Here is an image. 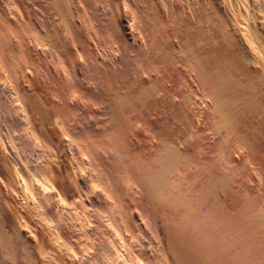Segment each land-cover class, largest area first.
<instances>
[{
	"label": "bare ground",
	"instance_id": "bare-ground-1",
	"mask_svg": "<svg viewBox=\"0 0 264 264\" xmlns=\"http://www.w3.org/2000/svg\"><path fill=\"white\" fill-rule=\"evenodd\" d=\"M3 1L7 2V1H11V0H0V17H4L6 22L7 21L10 22L9 23L10 26H11V24L12 25H17V23L20 22L21 20L18 21L17 18H16V16L12 14L14 11L13 12H10V11L9 12H7V11L4 12L2 10V6L1 5H2V2ZM53 1L51 0L50 2H53ZM61 1H65V0H61ZM111 1H115V0H111ZM111 1L107 0L106 3L107 2L108 3L110 2V3L109 4H106V5L111 6L110 5V4H112ZM144 1H146L149 4L148 7L150 8V10L152 12V14H148L149 15V18H150V15H153V16H151V19H152V17L155 18L154 21L157 19V22H158L159 26L162 27L165 30V32H168V34H169V37L168 38H170V35H171V38H172V36H174L175 39L178 40V42L179 41L181 42L184 50L189 54V55H187L185 51H184L185 53H183V54H186V55H184L185 57L188 56L187 58L190 59V62H188L189 68L188 69L185 68V65H184L185 72H187L186 73L187 75L184 76V75H182L180 73V74H177V76H179V75H182L184 77H187L188 76V78L192 81L191 82L192 84L194 82L196 83V86L199 87L198 88L199 92L203 95L202 99H203L204 102H203V105L202 106L204 108H206V109H204V111L206 110V113H209V117H208L207 114L205 115V116H207L206 119H208V122L210 124H211L210 121H213L212 124H214L216 127H218L216 129H219L220 128L222 130H225L226 135H227L225 141L222 142V143L225 144V146H224L225 154L219 156V159H218L219 161L217 160V161L214 162V160L211 159V161L213 160V163H211V161L209 160L210 159L209 158L210 156L208 155L209 154L208 153L209 149L207 150V153H208L207 154V158H208V160L210 161V163L212 165H210L207 160H204L203 161L204 162L203 167L206 166V164H209L211 166V167L210 166H207L205 168V170L207 169V172H208V174L205 175V176H208V180L207 181H209L210 183L209 184H206V186H203L202 185V187L201 186L196 187L197 190H199V192L202 193L200 197H197V198H189L188 199V198H186V194H185V197L184 196L181 197L178 193L179 192L181 193V191H183V190H181V191H179L177 193L176 191H178V188H177L176 191H175V189H173V193L169 192V189L171 187L173 188L174 185H175V182L173 183V178H171V174L174 173V172L176 173V170L179 167V165H178L179 162H176V160L173 162V157H171V154H170L173 151H171L170 149H168V150H165V151H169L170 150L169 151V154H165V155L161 154L160 157H159L158 164H156V165H159V167L157 166L159 168V170H157V172H156V170L154 169L155 170L154 172H156V174H153L151 177L148 176V177H150V182H148V183L150 185H152V186L149 187L150 193L152 194V198L151 199H155L157 203L159 202V205L162 208H166L167 209L168 207H172L173 210L176 208L175 210H178V213L177 214H179V215H180V210L181 209L183 210L185 208L186 209V212H187L186 213L187 214L186 216L187 217L189 216V217L192 218L193 214H191V213H194L193 212L194 210L191 211L192 208L187 209V207H190V205L192 206V204H194V206H193L194 209L196 207L197 210L198 209H200V210L205 209L206 210V209H208V208H206L207 205H208L207 203L210 202V201H212L209 198L210 201H207V203H206L207 198L210 197V196L213 197V195L219 193V198L220 199L222 198V200H220L217 197L216 198L219 199L220 201H222L221 204L219 205L220 207L219 206L218 207L222 210L223 217L221 219L217 218V219H219L218 221L217 220H213V221L219 222L218 223L219 225L216 224L217 222L215 224L218 227H220V225H221L220 228H221L222 231H216V230L214 231V230H211V229H213V227L212 228H209L208 226L205 227V231L202 232L204 235L206 234L208 236L206 238L207 239V245H205V247H207V250L209 249L210 251H212L211 249L213 247H214V249H216L219 244L222 245L224 247L222 249H224L225 252L228 253V255H226V256L229 257V259H228L229 260V264H264V188L261 189V190L258 189V188H261L260 186L262 185V183H261L260 186H258V188L257 187L254 188L255 186L251 187L252 184L251 185L247 184V183L250 182L249 180H248L249 182L248 181L245 182L247 176L248 175L250 176L251 173H252L251 172L249 174V172L252 169L250 171H248V169L251 166V165H248V163H249L248 161L251 158V155L253 156L254 160L256 161V163L259 166H262V168L264 166V0H144ZM91 2H93V1H91ZM117 2H118V0H117ZM142 2L143 1H141L139 3H142ZM139 3H138V5H139ZM27 4H28V1H27ZM83 4L82 5L80 4L81 7H83ZM123 4H125V3H123ZM135 4H134V7H135ZM32 5L30 4V6H32ZM74 6H76V4H74ZM117 6H118V4H117ZM3 7H5V6L3 5ZM32 7H34V6H32ZM111 7H109V8L111 9ZM124 7H126V6H124ZM10 8H12V7H10ZM87 8H89V7H87ZM106 8L108 9V6ZM126 8H125V10H126ZM5 9H6V7H5ZM8 9L9 8H7V10ZM14 9H16V8H14ZM70 9H68V11H66V14H65V11H64V13L61 12L59 14H61V16L63 14H65V16H67V14H68V17H70V16H73L74 17V14L73 13H72L73 15H71V14L69 15L68 12L71 13V11H69ZM86 9L84 8L83 11L86 10ZM129 9H131V7ZM139 9H140V7H139ZM72 10H76V8L75 9L72 8ZM132 10H134V9H132ZM143 10H145V9H143ZM146 10H147V8H146ZM51 11H52V9H51ZM86 11H88V9ZM90 11H92V10H90ZM108 11H110V10H108ZM114 11L115 10H113V12ZM124 11H123V13H124ZM136 11L137 10H135V12ZM89 12H88V14H89ZM130 12L135 13L133 11H129V13ZM137 12H139V10ZM141 12H139V14ZM83 13L84 14L85 13L87 14V12H85V11ZM17 14L19 15V13H17ZM40 14H43V13L40 12ZM91 14L93 15L92 18H94V17L96 18L97 17V16H95L93 14V12ZM91 14H89V15H91ZM56 15H55V17H56ZM127 15H128V13H127ZM138 15H135V16H138ZM113 16L115 17V15H113ZM28 17L31 18V16H27V18ZM68 17H67V19H69ZM76 17H78V16H76ZM120 17L121 16H119V18ZM22 18L25 19V17H22ZM30 18H29V20H30ZM33 18L36 20L35 17H33ZM33 18H31V19L33 20ZM86 18H87V16H86ZM115 18H118V17H115ZM129 18H130V16L128 17V19ZM1 19H3V18H1ZM61 19H62V17H61ZM72 19H75V18H72L71 17V20ZM151 19H149L150 22H151ZM35 20H33V21H35ZM40 20H41V18H40ZM40 20H37V21H39L38 23H40L38 25V27H41L40 25L44 23V22L41 23ZM80 20H78V22ZM119 20L120 19H118V22H119ZM33 21H31V22L28 21V22H30L32 24ZM62 21H64V18L62 19ZM67 21H70V20H67ZM108 21H109V19H108ZM132 21L129 24V26L133 23ZM139 21H141V20H139ZM144 21H145V19H144ZM152 21H153V19H152ZM71 22H69V23H71ZM96 22L99 23L100 20L98 21V19H97V21L95 20V24H96ZM0 23H2V21H0ZM52 23H54L53 20H52ZM79 23H81V22H79ZM123 23H125V22H123ZM135 23H137V21ZM26 24H29V23H26ZM50 24H51V22H50ZM133 24H132V26H133ZM147 24H145V25H147ZM151 24H152V22H151ZM29 25H28V27H31V26L35 25V23L32 24L31 26H29ZM51 25L53 26V24H51ZM123 25L124 24H122V26ZM138 25H139V23H138ZM48 26H49V24H48ZM66 26H68V28H69V25L68 24H66ZM78 26H80L78 28L83 27L82 25H78ZM114 26H116V27L119 28L121 25L120 26H117V21H116V23H115ZM114 26L113 27L111 26V28H114ZM6 27H8V25ZM68 28H65V30H67ZM76 28H77V26H76ZM76 28H74V29H76ZM111 28H110V30H111ZM122 28H123V30H122V32H120L119 35L125 34L127 32L126 29H125V26H123ZM130 28H131V26H130ZM0 29L2 30V28H0ZM10 29L11 28L7 29L6 31H8ZM37 29H39V28H37ZM92 29H93V27H91V30L90 31L91 32H94L95 29L94 30H92ZM140 29L142 30V28H140ZM39 30L41 31L42 30V27ZM39 30H38V32H40ZM87 30H86V33L88 32ZM110 30H109V32H110ZM128 30L131 31L130 29H128ZM136 30H139V28L136 29ZM144 31L146 33V28L144 29ZM147 31H148V29H147ZM72 32H74V31H72ZM72 32H71V35L73 36V33ZM78 32L81 33L80 31H78ZM78 32H76V33H78ZM139 32H137V33H139ZM165 32L163 34H165ZM10 33H11V31H10ZM17 33H18V31H17ZM33 33H36V32L33 31ZM86 33H85V36H86ZM114 33H116V32H114ZM150 33H151V31H150ZM7 34L5 33L6 37H8ZM133 34H135V32H133ZM168 34L166 33V35H168ZM91 35H92V33H91ZM126 35H124V36H126ZM138 35L140 37V34H138ZM138 35L136 37H138ZM141 35H142L141 38H143V35H145V34L143 33ZM131 36H132V34H131ZM23 37H25V36H23ZM45 37H47V35ZM55 37H57V36H55ZM105 37H107V35ZM133 37H135V36L133 35L130 39L132 40ZM14 38H17V37H14ZM85 38L86 37H84V39ZM119 38H121V37H119ZM157 38H158V36L156 37V39ZM40 39H41V37H40ZM40 39H39V41H40ZM69 39L72 40L73 38H71L69 36ZM159 39H163V38H159ZM159 39H157L156 41H158ZM73 40H74V42H77L75 40H78V42H80L78 44L81 45L80 48L82 49L83 52H85V55H87V53L90 52V50L88 48L89 45L86 46V44H85L86 42H88L87 40L85 41V43L83 41L79 40V39H76V38H74ZM170 40L172 41L173 38L170 39ZM25 41H26V39H25ZM121 41L119 43H122ZM165 41H167V40H165ZM11 42H12V40H11ZM45 42H42V43L45 44ZM89 42H90V40H89ZM167 42H169V40ZM40 43H41V41H40ZM46 43H48V42H46ZM90 43H92V41ZM138 43L139 42H137V44ZM2 44L0 42V67H1L0 70L2 71V73L0 75V264H49V260H51V258L55 259V261H52V262H55V264H140L137 261H135L136 259L133 260L134 258H132V259L129 258L130 255L127 254L128 253L126 251L127 248H125L126 243L128 242V234L126 233V231H128L129 227H131L129 218L131 217V219H132V217H133L132 215H130L131 213L130 214H127V212H126L127 209L129 210V206L126 205L128 208L125 206L126 207V209H125V207H123L124 205H121V202L119 203V201H122L124 198L123 199L121 198L122 200H120V199L117 200L116 199V197L114 195L115 192L112 191L115 188L114 189L112 188V190L108 189L110 186L112 187V185L116 186L115 184H117V186H118V183H115L114 182V183H112V185H110L111 183L109 182L110 184L107 183L108 186L106 184V185H104V187H100V183L98 185L94 184V182H97L98 181V179H99L98 177L102 174L103 170H102L101 174L99 176H97L96 173L98 171H96V173H94L95 171L93 172L90 169L92 171L91 172L89 169H87V167H89V165H88L89 162H90L89 164H91V166L94 165V164H92L93 162L91 161V159L89 160V158H90L89 156H90V154L92 152H90V146L88 145L89 141L85 137L86 136L85 135L86 133L84 134L83 131H82V129H81L82 125L81 126H78L77 124L75 125V123H73L74 125L73 124L70 125V122L71 121L68 122V119L67 118H69V117H67L66 115L71 114V113L70 112L68 113V110H67L68 108H66L67 105L65 106L63 102L66 103V101L67 102L70 101V103H71L74 97H72L71 99L66 100L68 98L67 97V98H65L66 101L63 100V102H60V99L61 98L58 96L60 99L57 100V101H55L56 99L54 100V97L56 96V94L53 97V94L51 93V91L53 90L52 88H54L53 87L54 84H53V86L51 85V86L46 87L49 95L46 93V91L44 92V90H43V92L45 94H43L41 92V89L37 88L38 85L35 86L36 88L33 87V85L30 84L31 82L29 81V79L32 80L33 77L30 78V76H29V78H27V76L22 73L23 71L21 72V69L18 67L20 65L19 64L20 59H18L19 61H17V58L19 56L17 57V55L15 54L16 56L13 57L11 55V52H13L14 50L12 48H9L8 45H6V44L5 45H2ZM19 44H22V43L19 42ZM49 44H50V42H49ZM145 44H147V43H145ZM160 44H161V42H160ZM18 45H17V47H18ZM152 45H153V43H152ZM21 46L19 45V47H18L19 49H17V53H21V56L27 55L26 52L27 53L29 52V54L31 52L30 56L32 54L33 55H35V54L38 55L39 53L41 54L42 53V50H43L42 49L40 52H38V50H40V48H36L34 45H32L33 47H28L27 45L26 46H22V47ZM39 46L40 45H37V47H39ZM41 46L44 47V45H41ZM141 46L142 45H140V46L138 45V48H135V51L137 49H140L139 47H141ZM149 46H150V44H149ZM121 47H120V49H121ZM125 47L123 46L124 49H125ZM154 47H156V45H154ZM163 47H164V45H163ZM168 48H170V47H167V51H168ZM173 48H175V45H174ZM20 49H21L22 52L18 51ZM146 49L148 50V48H146ZM149 50H151V47H150ZM162 50H164V49H162ZM130 51L133 52L134 49L133 50H130ZM130 51H128L129 56L132 55V53ZM135 51L133 52L134 53V56H135ZM156 51H157V53H155V54H160V53H158V50H156ZM160 51L161 50H159V52ZM137 52H138V50H137ZM175 52H177V51L175 50ZM74 53H75V51H74ZM117 53H118V51H117ZM130 53H131V55H130ZM163 53H165V50L162 52V54ZM162 54H161V56H162ZM78 55H79V53H78ZM137 55L139 56V54H137ZM144 55L145 54H143V56ZM89 56H91V55H89ZM102 56H100V57H102ZM124 56H126V55H124ZM170 56L172 57L173 55H169L168 57H170ZM42 57L44 59V56L43 55H42ZM98 57H96V58H98ZM122 57H123V55L120 58H122ZM168 57H167L168 60L169 59H172L171 57L170 58H168ZM34 58H36V57H34ZM93 58H94V56H93ZM132 58H133V55H132ZM141 58H142V56L140 57V60L142 61ZM156 58H155V60H156ZM173 58H174V56H173ZM181 58H183V57H181ZM25 59H27V58H25ZM76 59H78V58L75 57V59H73V60L75 61ZM81 59H84L85 60V58H81ZM140 60H138V61H140ZM153 60H154V58H153ZM173 60L175 62V58ZM25 61L26 60H24V62ZM149 61L151 62V59ZM165 61L166 60H164L163 62L165 63ZM170 61H169V63H170ZM33 62H32V64H34L36 61L34 63ZM62 62L64 63L65 61H62ZM90 62H92V61H90ZM163 62H161L160 65L163 64ZM174 62H172V65L175 64ZM82 63H86V62L84 61ZM101 63H103V62H101ZM167 63H168V61H167ZM98 64H100V63H98ZM138 64H139V62H138ZM80 65H81V63H80ZM156 65H157V63H156ZM40 66H41V64H40ZM40 66H39V68H41ZM42 66H44V65H42ZM85 66H86V64H85ZM101 66H102V64H101ZM109 66H111V65H109ZM151 66H153V63H152ZM151 66H150V68H152ZM181 66H183V65H180L179 67H181ZM25 67H26V65H25ZM148 67L149 66H147L146 69ZM66 68H67V66H66ZM73 68H75L74 65H73ZM118 68H120V67H118ZM137 68L139 69V66H137ZM29 69H30L29 71H32L31 73H33L34 70H31L32 68H29ZM42 69H43V67H42ZM77 69L78 68H76V70ZM82 69H81L80 72H82ZM108 69H107V73H108ZM138 69H136V70H138ZM179 69H181V68H179ZM24 70H26V68H24ZM66 70L68 71V69H66ZM73 70H75V69H73ZM115 70H113V71H115ZM183 70H181V71L184 72ZM46 71H48V70H46ZM77 71H76V74H77ZM85 71L83 73H85ZM98 71H101V70L98 69ZM25 73H27V71ZM72 73L74 74V72H72ZM120 73H122V72H120ZM158 73H161V72H158ZM105 75H106V72L103 74V77ZM163 75H165V74H163ZM40 76H41V74H40ZM138 76L136 75V77H138ZM141 76H143V75H141ZM48 77L49 76H47V78ZM73 77H75V76L73 75ZM78 77H79V75H78ZM134 77L135 76H133V78ZM149 77L151 78L150 75H149ZM160 77L161 76L159 75V79H160ZM162 77H164V76H162ZM179 77L181 78V76H179ZM184 77H183V79H186ZM148 78H146V81L147 80H153V78H151V79H148ZM41 79H42V77H41ZM102 79H104V78H102ZM111 79L112 78H110V80ZM143 79L144 78L142 77L140 79V81L141 80L143 81ZM171 79H170V81H173V79L172 80ZM27 80L29 81L28 83L26 82ZM35 80H33V82ZM48 80H49V78H48ZM163 80H165V77H164ZM167 80H168V78H167ZM40 81H38L37 84ZM70 81H69V83H70ZM80 81H82V80H80ZM157 81H159V80H157ZM53 82L55 83L56 81H53ZM130 82L131 81H129V83ZM149 82L147 81V83H149ZM168 82H169V80H168ZM45 83H44V85H45ZM78 83H80L79 80H78ZM191 83H190V85H191ZM135 84L133 82V85L134 86H135ZM183 84L185 85L186 83H183ZM77 85H80V84H77ZM157 85L158 84H156V86ZM172 85H174V84H172ZM86 86H88V85H86ZM86 86L84 88H86ZM140 86H138V88ZM149 86L151 88H154L153 86H155V84L153 86H151V85H149ZM156 86H155V88H156ZM178 86H180V85H178ZM69 87H71V86L69 85ZM127 87H129V86H127ZM146 87H148V86H146ZM150 87H148V88H150ZM73 88H75V85L71 89H73ZM76 88H77V86H76ZM84 88H83V90H84ZM97 88H95V91H96ZM56 90H57V88H56ZM73 90H75V89H73ZM91 90H94V89H92V87H91ZM91 90L89 89V92L90 93H91ZM168 90H167V92H168ZM95 91H93V93H95ZM105 91L108 94L107 90H105ZM133 91H130V92H133ZM104 92H102V93H104ZM189 92H190V90H189ZM67 93L70 94L69 93V90L67 91ZM90 93H89V95H90ZM96 93L99 94V92H96ZM101 94H99V96ZM122 94H124V93H122ZM139 94L140 93H138V96H139ZM110 95H112V94H110ZM142 95L144 96V94H142ZM148 95H150V94H148ZM63 96H65V95L63 94L62 97ZM128 96H130V94H128ZM58 97H56V98H58ZM75 97H77V96H75ZM81 97H83V94H82ZM89 97H86L85 96L86 99H88ZM132 97H134V96H132ZM185 97H191V96L187 95ZM118 98H120V97H118ZM135 98H137V97L135 96ZM114 99H117V98L114 97ZM139 99H141V98H139ZM166 99H168V98H166ZM185 99H187V98H185ZM190 99H192V98H190ZM81 100L82 99H80V101ZM133 100H135V99H133ZM149 100L150 99L147 100V98H146V101L149 102ZM136 101H139V100H136ZM168 101H169V99H168ZM77 102H75V103L77 104ZM171 102H174V101H171ZM129 103L130 102H128V104ZM164 103H165V101H164ZM196 103H197V101H196ZM73 105H74L73 106V108H74L75 107V104H73ZM146 105H148V104H146ZM166 105H167V103H166ZM189 105H190L189 107L192 108L193 107V102L190 103ZM123 106L124 105H122L121 107H123ZM170 106L172 108L174 106V104H173V106L172 105H170ZM194 106H195V104H194ZM111 107L113 108V106H111ZM121 107L119 106L118 108H121ZM187 107H185V110H186ZM116 108H117V106H116ZM182 108L184 109V107H182ZM182 108L178 110V114L179 113L180 114L181 113L183 114V112L181 111ZM190 108L189 109L187 108V109L190 110V112L191 111L193 112L194 110L193 109H190ZM185 110H183V111H185ZM197 110L198 109L196 108V111ZM200 110H202V109L200 108ZM79 111H81V110H79ZM132 111L133 110H131L130 112H132ZM179 111H181V112H179ZM76 112H77V110H76ZM97 112H98V110H97ZM113 112L114 111H112V113ZM135 112H137V111H135ZM135 112H134V114H138V113H135ZM174 112H177V111H174ZM185 112H187V110ZM94 113H96V110H95ZM139 113H140V110H139ZM197 113H195V114H197ZM141 114L142 113H140V116H142L144 113L142 115ZM175 114L177 115V113H175ZM130 115H131V113H130ZM156 115H158V114H156ZM176 115H174V116H176ZM201 115H200V118L202 117ZM109 116H108V118H109ZM114 116H116V115H114ZM140 116H139V118H140ZM188 116L187 117H188L189 120L187 119L186 124L192 125L191 118H193V117L191 116V118H190V114ZM130 117L131 116H129V118ZM154 117L156 118L157 116H154ZM127 118H128V116H127ZM169 118H170V116H169ZM131 119H132L131 121H133V118H131ZM136 119H134V120H136ZM117 120L119 121V119H117ZM151 120H152V123H153V119H151ZM151 120H150V123H151ZM198 120H196V122H198ZM115 121H116V119H115ZM160 121L161 120H159V122ZM185 121H186V118H185ZM185 121L183 119V122L184 123H185ZM188 121L191 124H189ZM82 122H84V121H82ZM122 122H123V120H122ZM208 122L206 121V123H208ZM154 123H155V120H154ZM170 123H171V121H170ZM93 124L95 125V123H93ZM130 124H131V122H130ZM179 124H180V122H179ZM214 125L212 126L213 128H214ZM88 126H91V125H88ZM122 126H120V127H122ZM208 126H210V125H208ZM156 127H158V125ZM201 127H204L205 128V126H203V125ZM155 128H151V129H155ZM186 128H188L187 125H185V128H183V129H186ZM124 129H126V128H124ZM163 129L165 130V127ZM209 129L211 130V132H213L212 131L213 129L211 128V126H210ZM177 130H175V131H177ZM166 131H167V129H166ZM166 131L165 132H162V135H165L166 136L167 135V132ZM112 132H115V131H111V133ZM91 133H93V132H91ZM204 133H202V134L204 135ZM218 133L220 134V132H218ZM113 134H115V133H113ZM221 134H223V133H221ZM88 135H90L89 132H88ZM91 135L93 136V134H91ZM94 135H95V133H94ZM141 135H142V133H141ZM203 135L201 137H204ZM126 136H127V134H126ZM97 137L98 136H96V139H98ZM199 137L200 136H198V138ZM209 137H210V135H209ZM212 137H210V138L205 137L207 139L208 143L210 141H213V139H211ZM114 138L112 137L110 139L112 140ZM133 138H135V137L133 136ZM160 138L162 139L163 137H160ZM220 138H222V137H220ZM94 139H95V137H94ZM117 139H118V137H117ZM117 139H116V141H117ZM153 139L154 138H152V140ZM158 140H160L159 137H158ZM94 141H92V142H94ZM104 141H106V139ZM104 141H102V142H104ZM186 141H187V139H186ZM154 142H155V140H154ZM172 142H173V140H172ZM166 143H167V141H166ZM191 143H193V142H191ZM196 143H200V142H196ZM113 144H114V142H113ZM168 144H169V142H168ZM182 144H183V142H182ZM185 144H186V142H185ZM193 144L195 145V143H193ZM74 145H75L76 148H74ZM99 145L98 146L96 145L97 146V149L99 148V151L102 148H108L106 146L105 147L102 146L100 148ZM146 145L148 146V144H146ZM189 145H191V144H189ZM200 145L197 148H199ZM205 145L206 144H203V146H205ZM96 146H94V147H96ZM150 146H151V144H150ZM92 147H93V145H92ZM127 147H126V149H127ZM186 147H187V145H186ZM73 148L76 149L75 152H73ZM173 148H176V147H173ZM177 148H180V147L177 146ZM189 148L190 147H188V149ZM194 148H196V147H194ZM113 149H114V147H113ZM151 149L153 150L154 148H151ZM188 149L186 148V150H188ZM155 150H156V148H155ZM135 151H137V150H135ZM138 151H140V149ZM149 151H151V150H149ZM179 151H182V150H179ZM97 152H96V154H97ZM102 152H104V151H102ZM107 153H109V152H107ZM219 153L217 152V154H219ZM93 154H95V153H93ZM175 154H178V153H175ZM97 155H99V154H97ZM137 155H139V154H137ZM151 155H152V153H151ZM153 155H154V153H153ZM198 155L197 154L196 155L194 154L195 157L198 156ZM201 155H202V153H201ZM86 156H88L89 158L87 159ZM172 156H174V155H172ZM177 156H179V155H177ZM192 156H193V154H192ZM216 156H218V155H216ZM216 156H214V158H216ZM183 157H185V156H182V158ZM204 157H202V158L204 159ZM98 158H100V157L98 156ZM148 158H149V156H148ZM188 158H190V157H188ZM188 158L186 159V161L188 160V162H189L192 158H190V160ZM183 159H180V160H183ZM144 160H146V159H144ZM177 160H179V159H177ZM100 161H102V160H100ZM186 161H185V164L188 163ZM205 161H207L208 163L205 164ZM251 161H252V159H251ZM94 162L96 163L95 159H94ZM197 162H201V160L199 159V161H197ZM104 163L107 164L108 162L106 161ZM182 163H184V162H182ZM226 163H228L229 165L226 164ZM224 164L228 165L229 168L228 167H226V168H228L229 171H228V173L226 175H223L222 176L220 174V171L221 170H219V169L221 168V165L223 166ZM98 165H100V164H98ZM102 165L104 167V164L103 163H102ZM128 165L130 166V164H128ZM181 165L183 166V164H181ZM199 165H198V168H199ZM252 165H254V164H252ZM187 166H188V164H187ZM124 167H126V166H124ZM132 167H134V166L132 165ZM203 167H201V168H203ZM127 168H128V166H127ZM158 168H156V169H158ZM181 168H183V167L180 166V171H181ZM196 168H197V165H196L195 169ZM252 168L254 169V167H252ZM105 169L106 168H104V170ZM147 169H148V167H147ZM256 169H257V166H256ZM129 170H131V169H129ZM144 170H146V168ZM263 170H264V168H263ZM197 171H198V169H197ZM143 172H142V174H143ZM136 173H138V170H137ZM136 173H135V175H136ZM145 173H148L149 174L150 172H145ZM204 173H201V174H204ZM255 173H256V171H255ZM107 174L109 176V173H107ZM122 174H123V176L122 177L120 176L121 178H123L124 176H126V172H124V170H123V173H121V175ZM254 174H252L251 177H253ZM141 175H139V176H141ZM173 175H175V174H173ZM173 175H172V177H173ZM190 175L191 176H189V177L194 176L193 175V172ZM256 175H258V174H256ZM176 176H177V174H176ZM186 176L184 175L181 178H184ZM203 176H202V178H203ZM115 177L117 178L118 176H115ZM115 177L113 178L114 180H115ZM189 177H188V179H190ZM198 177H199V174H198ZM262 177H263V181H264V174L262 175ZM103 178H105V177H103ZM110 178H112V177H110ZM121 178H119V179L122 180ZM127 178H128V176H127ZM132 178H134V177H132ZM139 178L140 177H138L137 179H139ZM113 179H111V180H113ZM174 179H175V177H174ZM188 179H187V181L190 182V180H188ZM198 179H196V180H198ZM120 180H118V181H120ZM105 181H104V183H105ZM124 181H125V183L128 182L126 179ZM125 183H123V185L127 186L128 184L126 185ZM132 183H134V181ZM132 183H130L131 184L130 186L133 185ZM148 183H147V185H149ZM205 183H206V181H205ZM135 184L136 183H134V186H132V187L136 188L137 186H135ZM143 184H144V182H142V186L144 187ZM137 185H139V184H137ZM177 185H180V184H177ZM181 185L179 186V189H180V187L183 186V185L182 186ZM117 186H116V189H115L116 192L118 190L117 189ZM192 186H194V185H192ZM127 187H129V185ZM119 189H121V187ZM141 189L138 192L139 194L141 193L140 191H143V189L142 190ZM166 189L169 192L168 196L165 195V193L167 192ZM130 190H131V188H130ZM123 191H125V190H123ZM145 191H147V190L145 189ZM127 192H129V191H127ZM138 193H137V195H138ZM130 194H131V192H130ZM187 194H189V193H187ZM141 195H143V194H141ZM196 195H197V193H196ZM129 197L131 198V196H129ZM138 197H139V195H138ZM141 197H143V196H141ZM141 197H140V199H141ZM133 198H136V197H133ZM136 199H138V198H136ZM140 199H138V201ZM192 200L194 202H191ZM123 202H126L127 203L128 200L126 201L124 199ZM136 202H137V200H136ZM148 202H151V201H148ZM129 203H131V201ZM140 203H141V201H140ZM215 203H218V201L215 200ZM150 206H151V203H150ZM137 207H138V205H137ZM154 207L156 208L157 206H154ZM154 207H152L153 208L152 211L154 210ZM215 207H214V210H216ZM130 208H133V207H130ZM138 209H141V208H138ZM138 209L136 208V210H138ZM212 209L213 208H211V211L210 210L209 211L212 212ZM131 210H133V209H131ZM143 210H145V209H143ZM146 210H149V209H146ZM135 211H132V212H135ZM156 211H158V210H156ZM206 211H208V210H206ZM144 212H146V211H143V213ZM150 212L148 211V213H150ZM218 212H220V210ZM222 212H220V213H222ZM171 213H172L171 215L174 214L173 212H171ZM152 214H155V213L153 212ZM177 214H175V215H177ZM202 214H204V213L202 212L201 215ZM179 215H177V218H178ZM138 216H139V214H138ZM162 216H163V214H162ZM164 216H166V215H164ZM184 216L183 217L181 216V217L182 218H185ZM145 217H147V216H145ZM145 217L143 216V219H145ZM194 217H195V215H194ZM202 217L205 218L203 215H202ZM206 217H208V216H206ZM211 217L212 216H210L209 220H211V222H212V218L213 217L212 218ZM177 218H175V222H172V225H167V223H169V222H167V221H166L167 223L165 222L166 223V226H165L166 227V230L168 231V233H170L172 235L171 236L172 238L170 240H172L173 242H175L176 245H174V246L181 245L180 247L182 249H180L179 247H178V249L183 250V248H184V250H185V252L187 254L188 253L192 254V252H194L192 248H193V245L195 246V243H197L196 239L198 238V235H196L197 236L196 239L194 237V234L195 233L193 234V236L190 234L191 235V237H190L187 233H189V232L191 233L192 231H188L187 232V229L184 226L183 227L186 229L185 230L186 231V234L183 233V232H185V231H183L184 229L182 230V233H181V229H180V231L178 230L179 232H175L174 230H172L173 228H176L177 227V226H175V224H177V222H178V219ZM153 219H154V217L152 218V220ZM163 219H164V217H163ZM169 219H171V218H169ZM187 219H190V218H187ZM198 219H200V216H199ZM180 220L182 222V219H180ZM155 221H157V219ZM171 221H173V220H171ZM192 221H194V220H192ZM203 221L204 220H201L202 223H203ZM204 222H206V221H204ZM198 223L199 222H197L196 225H198ZM162 224H163V220H162ZM209 224L211 225L210 222H209ZM144 225H146V224H144ZM157 225H159V224H157ZM180 225H181V223H180ZM189 225H191V224H189ZM203 225H201L199 227V229H202L203 230V227H202ZM147 226L145 228H149ZM150 226H152V225H150ZM136 227L138 228V226H136ZM178 228H176V229H178ZM135 229L133 228V230H135ZM153 229H154V227H153ZM158 229H160V228H157V230ZM195 229H197V231H198V227L195 228ZM188 230H189V228H188ZM194 231L197 233L196 230H194ZM133 235H136V234H133ZM156 236H157V234H156ZM200 236H202V235L199 234V237ZM188 238H190V239H188ZM166 239L167 238L165 237V240ZM136 240L139 241L140 239L136 238ZM160 240H162V238ZM188 240H190V241L188 242ZM205 242H204V244H205ZM141 243H142V241H141ZM165 243L167 244V242H165ZM169 243H170V241H169ZM199 243H201V242L199 241ZM132 244H133V242H132ZM149 245H151V244H149ZM196 245H199V244L197 243ZM215 245H216V248H215ZM130 246H131V244H130ZM133 246L135 247V245H133ZM171 246H172V243H171ZM171 246L169 247V249L172 250ZM222 246H220V248ZM201 247H203V246L201 245L200 248ZM147 248H150V247H147ZM202 249H204V247ZM198 250L199 249H197V251ZM132 251L133 250H131V252ZM154 251L152 250V252H154ZM138 253L139 252H137V254ZM143 253H144V251H143ZM199 253H200V251H199ZM219 253L220 252H216L217 255ZM141 254H142V252L140 253V255ZM153 254H156V253H153ZM169 254L170 253L168 252V255ZM140 255H138V256L140 257ZM184 255H186V254H184ZM202 255L203 254L201 253L200 254L201 258L203 257ZM206 255H207V253H206ZM100 256H101L102 259L104 258L103 256H106V259L105 260L99 259ZM143 256H145V255H143ZM157 256L159 258L160 255H157ZM170 256L172 257L174 255H170ZM179 256L177 255V258ZM188 256H190V255H188ZM219 256H218V258L222 257V256H220V257ZM204 257H206V256L204 255ZM204 257L202 259H200V260H204ZM146 258L148 259L149 257H146ZM191 258H193V257H191ZM218 258H215V259L212 258V259H213V261L216 260V259L218 261ZM142 259H144V258H141V261H142ZM171 259H173V258H171ZM191 260H189L190 263L188 261L187 264H192L191 262H193V261H191ZM151 261H153V260H151ZM186 261H184V262H186ZM213 261L210 262V263H213ZM216 262H214V264H216ZM172 263H173V261H172ZM174 263H176V262L174 261ZM183 264H185V263H183ZM198 264H200V262Z\"/></svg>",
	"mask_w": 264,
	"mask_h": 264
},
{
	"label": "rangeland",
	"instance_id": "rangeland-1",
	"mask_svg": "<svg viewBox=\"0 0 264 264\" xmlns=\"http://www.w3.org/2000/svg\"><path fill=\"white\" fill-rule=\"evenodd\" d=\"M20 1V2H19ZM27 1H28V4H27ZM36 1V2H35ZM51 0H11V1H7V2H5V1H3L2 2V10L5 12V11H7V12H13L12 14L13 15H15L16 16V18H17V20L19 21V20H21L20 22H18L17 23V25H12L11 24V26H10V22H6L5 21V18L4 17H0V21H2V23H0V28H2V30L0 31V42H1V44L2 45H8V47L9 48H12L14 51L13 52H11V55L14 57V56H16L17 55V61H19L18 59H20V62H19V68L21 69V72L24 74V75H26L27 76V78H29V76H30V78H32V80L31 79H29V81L31 82L30 84H32L33 85V87H35V86H37V88H39V89H41V92L43 93V94H45L44 92L46 91V93L48 94V91H47V88L46 87H48V86H53V84H54V88H52L53 90L51 91V93L53 94V97L55 96V94H56V96L54 97V100L55 101H57V100H59L60 98L62 99H60V102H63V100L64 101H66V100H68V99H71L72 97H74L73 98V100H72V102L70 103V101L69 102H67L66 101V103L65 102H63L64 103V105L66 106V108H68L67 110H68V113L70 112L71 114H68V115H66L67 117H69V118H67L68 119V122H70V125L71 124H73V123H75V125L77 124L78 126H81L82 125V127L84 128H82L81 127V129H82V131H83V133L86 135L85 137L87 138V140L89 141V143H88V145L90 146V152H92L91 154H90V158L88 157V156H86V158L88 159L89 158V160L91 159V161L93 162H91L92 164H94V165H92L91 166V164H89L88 163V165H89V167H87V169H91L94 173H96V171H98L97 173H96V175L97 176H99L100 174H101V172H102V170H103V172H102V174L97 178L98 179V181L97 182H94V184H96V185H98L99 183H100V187H104V185H106L107 183H109L110 185H112V183H118V186H117V184H115L116 186H117V192L115 191V189H116V186H114V185H112V187L110 188H108V189H110V190H112V188L114 189V190H112V191H114L115 193H114V195H115V197H116V199L117 200H122L123 198L127 201L128 200V202L126 203V202H123V200L122 201H119V203L121 202V205H124L123 207H125L126 205L127 206H129V210L127 209V214H130V215H132L133 217H132V219H131V217L129 218V221H130V225H131V227H129V229L131 230H129L128 229V231H126V233L128 234V242L126 243V246H125V248H127V254L128 255H130L129 256V258L130 259H132V258H134L133 260H135V261H137L138 263H140V264H151L152 262V264H183V263H185V264H187V262L189 261V260H191V261H193V262H191L192 264L194 263V264H198L199 262H200V264H209L210 262H212L213 261V259H215V258H218V256L220 255V256H222V257H220V258H218V261H217V259L216 260H214L213 261V263H210V264H214V262H216V264H229V257L228 256H226V255H228V253H226L225 252V250L224 249H222V248H224L222 245H220V246H222L221 248H220V246L218 245L217 246V248H216V245H215V248L216 249H214V247L211 249L212 251H210L209 249L207 250V247H205V245H207V235L205 234H203L202 232L203 231H205V227H209V228H212L213 227V229H211V230H216V231H222L221 230V225H220V227H218L216 224H218L219 222H217L219 219H221L222 217H223V212H222V210L219 208L220 206V204H221V202L222 201H220V200H222V198L220 199L219 198V193H217V194H215V195H213V197L212 196H210V197H208L207 198V200H206V203H207V201H210V199L213 201H210V202H208L207 204V207L206 208H208V209H206V210H210L211 211V208H213L212 209V212H208V211H206L205 209H202V210H200V209H196V207H195V209L193 208V206H194V204H192V206L190 205V207H187V209H189V208H192L191 209V211H193L194 213H191V214H193V216H192V218L191 217H187L186 215V209L184 208L183 210L181 209L180 210V215L179 214H177L178 213V210H173V208L172 207H168L167 209L166 208H162V207H160V205H159V202L157 203L156 202V200L155 199H151L152 198V194L150 193V190H149V187L150 186H152V185H150L148 182H150V177L153 175V174H156V172H157V170H159V165H156V164H158V161H159V157H160V155L161 154H163V155H165V154H169V151L171 150V151H173V152H171L170 154H171V157H173V162L176 160V162H179L178 163V165H179V167L177 168V170H176V173L174 172V173H172L171 174V178H173V183L175 182V185H174V187L172 188H170L169 189V192H171V193H173V189H175V191L177 190V188H178V191H176L177 193L179 192V191H181V190H185L184 192L183 191H181V193L179 192L178 194L181 196V197H185V194H186V198H197V197H200L201 196V192H199V190H197V188L196 187H198V186H201L202 187V185L203 186H206V184H209L210 182L209 181H207L208 180V176H205V175H207L208 174V172H207V169L205 170V168L207 167V166H210V165H212L211 163H213V160H214V162L215 161H217L218 159H219V156H221V155H224L225 154V150H224V146H225V144L224 143H222V142H224L225 141V139H226V132H225V130H222V129H216V128H218V127H216L214 124H212L213 123V121H210L211 122V124L208 122V119H206L207 118V116H205L206 114L208 115V117H209V113H206V110L204 111V109H206V108H204L202 105H203V99H202V97H203V95L199 92V90H198V88L199 87H197L196 86V83L194 82L193 84L191 83L192 81L188 78V76L187 77H184L185 75H187L186 73L187 72H185V68H189V66H188V62H190V59L189 58H187V57H185L184 55H189L185 50H184V48H183V46H182V44H181V42L179 41L178 42V40H176L175 39V37L174 36H172V38H173V40L171 41L170 39H172L171 38V35H170V38H168L169 37V34H168V32H165V30L162 28V27H160L159 26V24H158V22H157V19L154 21V17H152V19H153V21H152V19H151V16H153V15H150V18H149V15L148 14H152V12H151V10H150V8L148 7L149 6V4L146 2V1H144V0H118V2H117V0H115V1H111V0H109V1H111V3L112 4H110L111 6H109V5H106V4H109L108 2L106 3V1L107 0H65V1H61V0H52L53 2H50ZM88 1V2H87ZM91 1H93V2H91ZM130 1V2H129ZM133 1V2H132ZM141 1H143L142 3H139V2H141ZM63 2V3H62ZM62 3V4H61ZM84 3V4H83ZM123 3H125V4H123ZM128 3V4H127ZM136 3V4H135ZM138 3H139V5H138ZM10 6H9V5ZM30 4L32 5V6H34V7H32V6H30ZM74 4H76V6H74ZM78 4V5H77ZM83 4V7L86 9L87 7H89V8H87L88 9V11H86V10H84L85 12H87V14L85 13H83L84 11H83V7H81V5ZM102 4V5H101ZM117 4H118V6H117ZM134 4H135V7H134ZM148 4V5H147ZM3 5L6 7V9H5V7H3ZM8 5V6H7ZM51 5V6H50ZM62 5V6H61ZM126 6V7H124V6ZM140 7V9H139V7ZM15 6V7H14ZM30 6V7H29ZM54 6V7H53ZM69 6V7H68ZM74 6V7H73ZM92 6V7H91ZM108 6V9L106 8ZM115 6V7H114ZM144 8H143V7ZM10 7H12V8H10ZM60 7V8H59ZM109 7H111V9L109 8ZM122 7V8H121ZM124 7V8H123ZM131 7V9H129V8ZM134 7V8H133ZM138 7V8H137ZM147 8V10H146V8ZM7 8H9L8 10H7ZM14 8H16V9H14ZM33 8V9H32ZM35 8V9H34ZM55 8V9H54ZM70 9L69 11H71V13L70 12H68L69 13V15L71 14V15H73L74 14V17L73 16H70V17H68V14H67V16H65V14H66V11H68V9ZM72 8H76V10H72ZM83 8V9H82ZM121 8V9H120ZM125 8H126V10H125ZM13 9V10H12ZM30 9V10H29ZM51 9H52V11H51ZM129 9V10H128ZM132 9H134V10H132ZM143 9H145V10H143ZM79 10V11H78ZM81 10V11H80ZM90 10H92V11H90ZM108 10H110V11H108ZM113 10H115L114 12H113ZM125 10V11H124ZM135 10H139V12H141L140 14H139V12H135ZM150 10V11H149ZM64 11H65V14H63L62 16H61V14H59V13H64ZM78 11V12H77ZM90 11V12H89ZM98 13H97V12ZM123 11H124V13H123ZM127 11V12H126ZM129 11H133V12H135V13H132V12H130L129 13ZM146 13H145V12ZM148 11V12H147ZM40 12H42L43 14H40ZM88 12H89V14H91L92 12H93V14L95 15V16H97L96 18L94 17V18H92L93 17V15L91 14V15H89L88 14ZM96 12V13H95ZM17 13H19V15L17 14ZM48 13V14H47ZM73 13V14H72ZM82 13V14H81ZM127 13H128V15H127ZM132 13V14H131ZM57 14V15H56ZM59 14V15H58ZM81 14V15H80ZM112 14V15H111ZM118 14V15H117ZM124 14V15H123ZM139 14V15H138ZM23 15V16H22ZM55 15H56V17H55ZM80 15V16H79ZM108 15V16H107ZM113 15H115V17H118V18H115ZM135 15H138V16H135ZM148 17H147V16ZM14 16V17H15ZM25 17V19L27 18V16H31V18H33V17H35L36 18V20L33 18V20H35V21H33L30 17H28L26 20L25 19H23L22 17ZM51 16V17H50ZM62 17V19L64 18V21H62V19H61V17ZM76 16H78V17H76ZM85 18H84V17ZM86 16H87V18H86ZM111 16V17H110ZM114 18H113V17ZM119 16H121L120 18H119ZM130 16V18L128 19V17ZM67 17L69 18V19H67ZM71 17L72 18H75V19H72L71 20ZM99 17V18H98ZM1 18H3V19H1ZM29 18H30V20H29ZM40 18H41V20H40ZM78 18V19H77ZM90 18V19H89ZM111 18V19H110ZM113 18V19H112ZM140 18V19H139ZM81 19V20H80ZM97 19H98V21L100 20V22L98 23V22H96V24H95V20L97 21ZM108 19H109V21H108ZM118 19H120L119 20V22H118ZM122 19V20H121ZM127 19V20H126ZM144 19H145V21H144ZM149 19H151V22H152V24H151V22H150V20ZM7 20V19H6ZM37 20H40V22L41 23H43V24H41L40 26L42 27V30L40 31L39 29H41V27H38V25L40 24V23H38L39 21H37ZM52 20H53V22L55 23H52ZM67 20H70V21H67ZM77 20V21H76ZM78 20H80L79 22H81V23H79L78 22ZM83 20V21H82ZM113 20V21H112ZM135 24H133V26H132V24L130 25L131 26V28H130V26H129V24L131 23V21ZM139 20H141V21H139ZM28 21H33V23L32 24H34L35 23V25H33V26H31L32 24L30 23V22H28ZM67 21V22H66ZM73 23H72V22ZM76 21V22H75ZM103 21V22H102ZM116 21H117V26H120L119 28L118 27H116V26H114L115 25V23H116ZM137 21V23H135ZM22 22V23H21ZM50 22H51V24H53V26L50 24ZM69 22H71V23H69ZM85 22V23H84ZM123 22H125V23H123ZM8 23V24H7ZM26 23H29V24H26ZM65 23V24H64ZM87 23V24H86ZM94 23V24H93ZM128 25H127V24ZM138 23H139V25H138ZM148 23V24H147ZM45 24V25H44ZM48 24H49V26H48ZM66 24H68L69 25V28H68V26H66ZM75 24V25H74ZM92 24V25H91ZM114 24V25H113ZM122 24H124L123 26H125V29H126V33L125 34H121V35H119L120 34V32H122V30H123V26H122ZM137 24V25H136ZM145 24H147V25H145ZM150 24V25H149ZM4 25V26H3ZM8 25V27H6ZM20 25V26H19ZM22 25V26H21ZM28 25L29 26H31V27H28ZM48 27H47V26ZM78 25H82L83 27H81V28H78V27H80V26H78ZM101 25V26H100ZM153 25V26H152ZM15 26V27H14ZM35 26V27H34ZM73 26V27H72ZM76 26H77V28H76ZM90 26V27H89ZM95 26V27H94ZM100 26V27H99ZM110 26V27H109ZM111 26L113 27L114 26V28H111ZM137 26V27H136ZM155 26V27H154ZM157 26V27H156ZM9 29V28H11L10 30H8V31H6L7 29ZM17 27V28H16ZM45 27V28H44ZM68 28L67 30H65V28ZM88 27V28H87ZM91 27H93V29L92 30H94V32H91L90 30H91ZM102 27V28H101ZM15 30H14V29ZM20 28V29H19ZM36 28V29H35ZM37 28H39V29H37ZM74 28H76V29H74ZM110 28H111V30H110ZM118 28V29H117ZM134 28V29H133ZM138 29L139 28V30H136V29ZM140 28H142V30L140 29ZM146 28V33H145V31H144V29ZM159 28V29H158ZM74 29V30H73ZM89 32H87L86 33V30ZM115 29V30H114ZM117 29V30H116ZM128 29H130L131 31H129ZM147 29H148V31H147ZM163 29V30H162ZM14 30V31H13ZM34 32H36V33H33V31ZM38 30L40 31V32H38ZM48 30V31H47ZM69 30V31H68ZM71 30V31H70ZM100 30V31H99ZM103 30V31H102ZM108 30V31H107ZM109 30H110V32H109ZM136 30V31H135ZM141 30V31H140ZM6 31V32H5ZM10 31H11V33H10ZM16 31V32H15ZM17 31H18V33H17ZM31 31V32H30ZM44 31V32H43ZM68 31V32H67ZM72 31H74V32H72ZM78 31H80L81 33H79ZM113 31V32H112ZM140 31V32H139ZM144 31V32H143ZM150 31H151V33H150ZM156 31V32H155ZM14 32V33H13ZM70 32V33H69ZM71 32L73 33V36L71 35ZM76 32H78V33H76ZM114 32H116V33H114ZM133 32H135V34H133ZM137 32H139V33H137ZM145 34V35H143V38H141L142 37V35L141 34H143V33ZM165 32V34H163ZM5 33L8 35V37H6V35H5ZM32 33V34H31ZM50 33V34H49ZM84 33V34H83ZM85 33H86V36H85ZM91 33H92V35H91ZM137 33V34H136ZM166 33L168 34V35H166ZM21 34V35H20ZM45 34V35H44ZM81 34V35H80ZM112 36H111V35ZM127 34V35H126ZM130 34V35H129ZM131 34H132V36L134 35L135 37H133L132 38V40L130 39L132 36H131ZM138 34H140V37H139V35ZM29 37H27V36ZM47 35V37H45ZM107 35V37H105ZM118 35V36H117ZM124 35H126V36H124ZM138 35V37H136ZM162 35V36H161ZM165 35V36H164ZM19 36V37H18ZM22 36V37H21ZM23 36H25V37H23ZM39 36V37H38ZM55 36H57V37H55ZM60 36V37H59ZM69 36L71 37V38H76V39H79V40H81V41H83L84 43H85V41L87 40L88 42H86L85 44H86V46H88V48H89V50H90V52L89 53H87V55H85V52H83L82 51V49L80 48L81 47V45L80 44H78V43H80V42H78V40H75V41H77V42H74V40L72 41L71 39H69ZM76 36V37H75ZM88 36V37H87ZM129 36V37H128ZM131 36V37H130ZM150 36V37H149ZM153 36V37H152ZM158 36V38L157 39H159V38H163V39H159L158 41H156L157 39H156V37ZM160 36V37H159ZM14 37H17V38H14ZM40 37H41V39H40ZM79 37V38H78ZM83 37V38H82ZM84 37H86L85 39H84ZM113 37V38H112ZM117 37V38H116ZM119 37H121V38H119ZM128 39H127V38ZM26 39V41H25V39ZM40 39V41H41V43H40V41H39V39ZM92 38V39H91ZM109 38V39H108ZM119 38V39H118ZM126 38V39H125ZM53 39V40H52ZM90 40V42L92 41V43H90L89 42V40ZM138 39V40H137ZM151 41H150V40ZM169 40V42H167V41H165V40ZM11 40H12V42H11ZM35 40V41H34ZM37 40V41H36ZM122 40V41H121ZM130 40V41H129ZM141 40V41H140ZM23 41V42H22ZM28 41V42H27ZM48 42V43H46V42ZM72 41V42H71ZM122 42V43H119V42ZM139 42L138 44H137V42ZM17 42V43H16ZM19 42L20 43H22V44H19ZM31 42V43H30ZM36 42V43H35ZM40 44H39V43ZM42 42H45V44L44 43H42ZM49 42H50V44H49ZM144 44H143V43ZM159 42V43H158ZM160 42H161V44H160ZM167 42V43H166ZM26 43V44H25ZM38 43V44H37ZM75 45H73V44ZM145 43H147V44H145ZM152 43H153V45H152ZM16 44V45H15ZM21 46H28V47H33L32 45H34L36 48H40V50H38V52H40L42 49V53L40 54H38V55H31L30 56V54H31V52H30V54H29V52L27 53L26 52V54L27 55H23V56H21V53H17V49H19L18 47H19V45ZM30 44V45H29ZM36 44V45H35ZM108 44V45H107ZM114 44V45H113ZM134 44V45H133ZM136 44V45H135ZM149 44H150V46H149ZM158 44V45H157ZM167 44V45H166ZM17 45H18V47H17ZM37 45H44V47H37ZM50 45V46H49ZM52 45V46H51ZM125 47V49L123 48V46ZM138 45L140 46V45H142L141 47H139L140 49H137L138 50V52H137V50L135 51V48H138ZM154 45H156V47H154ZM160 45V46H159ZM163 45H164V47H163ZM171 45V46H170ZM174 45H175V48H173L174 47ZM21 46V47H22ZM71 46V47H70ZM79 46V47H78ZM122 46V47H121ZM133 46V47H132ZM136 46V47H135ZM166 46V47H165ZM173 46V47H172ZM69 47V48H68ZM76 47V48H75ZM99 47V48H98ZM120 47H121V49H120ZM129 47V48H128ZM143 47V48H142ZM145 47V48H144ZM150 47H151V50H149L150 49ZM167 47H170V48H168V51H167ZM172 47V48H171ZM68 48V49H67ZM79 48V49H78ZM134 49V51H135V56H134V51L132 52V51H130V50H133ZM146 48H148V50L146 49ZM156 48V49H155ZM45 49V50H44ZM52 49V50H51ZM66 49V50H65ZM162 49H164L165 50V53H163L162 54V52L164 51V50H162ZM170 49V50H169ZM182 51H181V50ZM49 50V51H48ZM73 50V51H72ZM93 50V51H92ZM102 50V51H101ZM141 50V51H140ZM146 50V51H145ZM154 50V51H153ZM156 50H158V53H160V54H155V53H157V51ZM159 50H161L160 52H159ZM175 50L177 51V52H175ZM18 51H20V52H22L21 51V49L20 50H18ZM48 51V52H47ZM64 51V52H63ZM74 51H75V53H74ZM117 51H118V53H117ZM128 51H130L131 53H132V55H133V58H132V55H131V53H130V55L131 56H129V53H128ZM148 51V52H147ZM186 52V54H183V53H185ZM45 52V53H44ZM47 52V53H46ZM142 52V53H141ZM145 52V53H144ZM65 53V54H64ZM78 53H79V55H78ZM83 53V54H82ZM139 54V56L137 55V54ZM181 53V54H180ZM16 54V55H15ZM46 54V55H45ZM51 54V55H50ZM64 54V55H63ZM94 54V55H93ZM116 54V55H115ZM143 54H145L144 56H143ZM147 54V55H146ZM153 56H152V55ZM161 54H162V56H161ZM183 54V55H182ZM30 57H29V56ZM42 55L44 56V59H43V57H42ZM68 55V56H67ZM74 55V56H73ZM78 55V56H77ZM81 55V56H80ZM83 55V56H82ZM85 55V56H84ZM89 55H91V56H89ZM103 55V56H102ZM123 55V57L122 58H120L121 56ZM124 55H126V56H124ZM151 55V56H150ZM157 55V56H156ZM161 57H160V56ZM169 55H173L174 56V58H175V62H174V58H173V56L171 57L172 59H167V57L169 56ZM179 55V56H178ZM11 56V57H12ZM42 58H41V57ZM72 56V57H71ZM80 56V57H79ZM93 56H94V58H93ZM99 56V57H98ZM100 56H102V57H100ZM106 56V57H105ZM142 56V61L140 60V57ZM159 56V57H158ZM34 57H36V58H34ZM40 57V58H39ZM66 57V58H65ZM75 57L76 58H78V59H76L75 61L73 60V59H75ZM88 57V58H87ZM96 57H98V58H96ZM126 57V58H125ZM136 57V58H135ZM151 59V62L149 61L150 59ZM158 59H157V58ZM170 57H168V58H170ZM181 57H183V58H181ZM190 57V56H189ZM23 58V59H22ZM25 58H27V59H25ZM39 58V59H38ZM81 58H85V60L84 59H81ZM92 58V59H91ZM135 58V59H134ZM153 58H154V60H153ZM155 58H156V60H155ZM87 59V60H86ZM95 59V60H94ZM118 59V60H117ZM180 59V60H179ZM188 59V60H187ZM24 60H26L25 62H24ZM57 60V61H56ZM102 60V61H101ZM109 60V61H108ZM138 60H140V61H138ZM158 60V61H157ZM164 60H166L165 61V63L163 62ZM174 62L175 64H173L172 65V62ZM187 62H186V61ZM36 63H34V62ZM56 61V62H55ZM62 61H65L64 63L62 62ZM71 61V62H70ZM77 61V62H76ZM86 62V63H82V62ZM90 61H92V62H89ZM129 61V62H128ZM167 61H168V63H169V61H170V63L168 64L167 63ZM23 62V63H22ZM30 64H29V63ZM32 62L34 63V64H32ZM43 62V63H42ZM101 62H103V63H101ZM109 62V63H108ZM125 62V63H124ZM138 62H139V64H138ZM161 62H163V64H161L160 65V63ZM29 65H28V64ZM74 65V67L75 68H73V65ZM80 63H81V65H80ZM95 63V64H94ZM98 63H100V64H98ZM105 63V64H104ZM152 63H153V66H151L152 65ZM156 63H157V65H156ZM184 63V64H183ZM40 64H41V66H40ZM84 64V65H83ZM85 64H86V66H85ZM101 64H102V66H101ZM108 64V65H107ZM149 64V65H148ZM25 65H26V67H25ZM38 65V66H37ZM42 65H44V66H42ZM96 65V66H95ZM109 65H111V66H109ZM167 65V66H166ZM180 65H183V66H181V67H179ZM184 65H185V68H184ZM30 66V67H29ZM39 66L41 67V68H39ZM66 66H67V68H66ZM71 68H70V67ZM83 68H81V67ZM98 66V67H97ZM100 66V67H99ZM109 66V67H108ZM117 66V67H116ZM122 66V67H121ZM137 66H139V69L137 68ZM147 66H149L147 69H146V67ZM150 66L152 67V68H150ZM178 66V67H177ZM28 67V68H27ZM39 69H38V68ZM42 67H43V69H42ZM49 67V68H48ZM59 67V68H58ZM96 69H95V68ZM118 67H120V68H118ZM136 67V68H135ZM145 67V68H144ZM157 67V68H156ZM24 68H26V70H24ZM29 68H32L31 70H34L33 71V73H31L32 71H29L30 69ZM76 68H78L77 70H76ZM80 68V69H79ZM99 70H101V71H98V69ZM109 68V69H108ZM113 68V69H112ZM118 68V69H117ZM179 68H181V69H179ZM0 69H1V67H0ZM23 69V70H22ZM28 69V70H27ZM66 69H68V71L66 70ZM70 69V70H69ZM73 69H75V70H73ZM81 69H82V72H80L81 71ZM106 69V70H105ZM107 69H108V73H107ZM116 69V70H115ZM133 69V70H132ZM136 69H138V70H136ZM142 69V70H141ZM154 71H153V70ZM165 69V70H164ZM178 69V70H177ZM184 69V70H183ZM38 70V71H37ZM40 70V71H39ZM46 70H48V71H46ZM66 70V71H65ZM86 70V71H85ZM90 70V71H89ZM98 72H97V71ZM112 70V71H111ZM113 70H115V71H113ZM146 70V71H145ZM152 70V71H151ZM181 70H183L184 72H182ZM27 71V73H25ZM29 71V72H28ZM76 71H77V74H76ZM85 71V73H83ZM96 71V72H95ZM127 71V72H126ZM139 73H138V72ZM143 71V72H142ZM146 73H145V72ZM150 71V72H149ZM171 71V72H170ZM39 72V73H38ZM48 72V73H47ZM50 72V73H49ZM72 72H74V74L72 73ZM100 72V73H99ZM106 72V75L103 77V74ZM115 72V73H114ZM120 72H122V73H120ZM149 72V73H148ZM152 72V73H151ZM158 72H161V73H158ZM166 72V73H165ZM169 72V73H168ZM1 73H2V71L0 70V75H1ZM48 75H47V74ZM72 73V74H71ZM114 73V74H113ZM145 75H144V74ZM155 73V74H154ZM182 74V75H184V76H182V75H179V76H181V78L179 77V76H177V74ZM40 74H41V76H40ZM43 74V75H42ZM45 74V75H44ZM50 74V75H49ZM65 74V75H64ZM82 74V75H81ZM93 74V75H92ZM143 75V76H141V75ZM147 74V75H146ZM157 74V75H156ZM163 74H165V75H163ZM168 74V75H167ZM176 74V75H175ZM32 75V76H31ZM39 75V76H38ZM73 75L75 76V77H73ZM78 75H79V77H78ZM110 75V76H109ZM136 75L138 76H140L141 78L143 77L144 79H143V81L141 80L140 81V77L138 76V77H136ZM149 75L151 76V78H153V80H147L149 83H147V81H146V78H148L149 77ZM155 75V76H154ZM159 75L161 76L160 77V79H159ZM47 76H49L48 78H49V80H48V78H47ZM71 76V77H70ZM85 76V77H84ZM98 76V77H97ZM119 76V77H118ZM133 76H135L134 78H133ZM162 76H164L165 77V80H163L164 79V77H162ZM41 77H42V79H41ZM57 79H56V78ZM63 77V78H62ZM116 77V78H115ZM158 77V78H157ZM174 77V78H173ZM183 77L184 78H188L187 80L186 79H183ZM37 78V79H36ZM46 78V79H45ZM62 78V79H61ZM79 78V79H78ZM102 78H104V79H102ZM107 78V79H106ZM110 78H112L111 80H110ZM137 78V79H136ZM150 77L148 78V79H151ZM157 78V79H156ZM167 78H168V80H169V82H168V80H167ZM173 79V81H170V79ZM36 79V80H35ZM45 79V80H44ZM56 79V80H55ZM59 79V80H58ZM77 79V80H76ZM84 79V80H83ZM171 79V80H172ZM33 80H35L34 82H33ZM41 80V81H40ZM48 80V81H47ZM71 80V81H70ZM73 80V81H72ZM76 80V81H75ZM78 80H79V82L80 83H78ZM80 80H82V81H80ZM133 80V81H132ZM135 80V81H134ZM157 80H159V81H157ZM185 80V81H184ZM28 80L26 81L27 83L29 82ZM38 81H40L38 84H37V82ZM53 81H56L55 83L53 82ZM62 81V82H61ZM69 81H70V83H69ZM100 81V82H99ZM104 81V82H103ZM121 81V82H120ZM129 81H131L130 83H129ZM175 81V82H174ZM180 81V82H179ZM183 81V82H182ZM46 82V83H45ZM77 82V83H76ZM102 82V83H101ZM133 82H134V84H135V86L133 85ZM153 82V83H152ZM182 82V83H181ZM189 82V83H188ZM44 83H45V85H44ZM49 83V84H48ZM87 83V84H86ZM91 83V84H90ZM96 83V84H95ZM151 83V84H150ZM168 83V84H167ZM183 83H186L185 85L183 84ZM190 83H191V85H190ZM41 86H40V85ZM48 84V85H47ZM77 84H80V85H77ZM94 84V85H93ZM129 84V85H128ZM148 84V85H147ZM155 84V86H156V84H158L157 86H156V88H155V86H153ZM172 84H174V85H172ZM47 85V86H46ZM69 85L71 86V87H69ZM74 85H75V88H73V89H75V90H73V89H71L72 87H74ZM86 85H88V86H86ZM90 85V86H89ZM131 85V86H130ZM140 86L139 88H138V86ZM149 85H151V86H153L154 88H151ZM172 85V86H171ZM178 85H180V86H178ZM76 86H77V88H76ZM86 86V88H84ZM127 86H129V87H127ZM146 86H148V87H150V88H148V87H146ZM67 87V88H66ZM69 87V88H68ZM90 87V88H89ZM91 87H92V89H94V90H91ZM98 87V88H97ZM125 87V88H124ZM158 87V88H157ZM181 87V88H180ZM183 87V88H182ZM189 87V88H188ZM36 88V87H35ZM56 88H57V90H56ZM59 88V89H58ZM83 88H84V90H83ZM95 88H97L96 89V91H95ZM103 88V89H102ZM109 88V89H108ZM136 88V89H135ZM148 88V89H147ZM191 88V89H190ZM87 91H86V90ZM89 89L91 90V93L89 92ZM169 89V90H168ZM184 89V90H183ZM43 90H44V92H43ZM69 90V93L70 94H68L67 93V91ZM105 90H107V92H108V94L106 93V91ZM134 90V91H133ZM140 90V91H139ZM147 90V91H146ZM159 90V91H158ZM167 90H168V92H167ZM189 90H190V92H189ZM56 91V92H55ZM60 91V92H59ZM66 91V92H65ZM82 91V92H81ZM85 91V92H84ZM93 91H95V93L96 92H99V94H101L102 92H104V93H102L100 96H99V94L98 93H93ZM128 91V92H127ZM130 91H133V92H130ZM151 91V92H150ZM158 91V92H157ZM163 91V92H162ZM62 92V93H61ZM65 92V93H64ZM78 92V93H77ZM90 93V95H89V93ZM110 92V93H109ZM144 92V93H143ZM165 92V93H164ZM167 92V93H166ZM196 92V93H195ZM61 93V94H60ZM81 93V94H80ZM122 93H124V94H122ZM138 93H140L139 94V96H138ZM155 93V94H154ZM200 93V94H199ZM65 95V96H63L62 97V95ZM79 96H78V95ZM82 94H83V97H81L82 96ZM87 94V95H86ZM93 94V95H92ZM107 94V95H106ZM110 94H112V95H110ZM121 94V95H120ZM128 94H130V96H128ZM142 94H144V96L142 95ZM146 94V95H145ZM148 94H150V95H148ZM160 94V95H159ZM49 95V94H48ZM106 95V96H105ZM109 95V96H108ZM124 95V96H123ZM152 95V96H151ZM159 95V96H158ZM165 95V96H164ZM187 95H189V96H191V97H185V96H187ZM195 95V96H194ZM60 98H59V97ZM71 96V97H70ZM75 96H77V97H75ZM85 96L86 97H89L88 99H86L85 98ZM93 96V97H92ZM95 96V97H94ZM116 97L117 99H114V97ZM132 96H134V97H132ZM135 96L137 97V98H135ZM142 96V97H141ZM154 96V97H153ZM169 96V97H168ZM199 96V97H198ZM56 97H58V98H56ZM68 97V98H67ZM118 97H120V98H118ZM133 99H135V100H133ZM163 97V98H162ZM201 97V98H200ZM65 98H67L66 100H65ZM85 100H84V99ZM139 98H141V99H139ZM144 98V99H143ZM146 98H147V100L148 99H150L149 100V102L148 101H146ZM166 98H168L169 99V101H168V99H166ZM185 98H187V99H185ZM190 98H192V99H190ZM80 99H82L81 101H80ZM105 99V100H104ZM112 99V100H111ZM121 99V100H120ZM130 99V100H129ZM143 99V100H142ZM165 99V100H164ZM199 99V100H198ZM78 102H77V101ZM136 100H139V101H136ZM165 101V103H164V101ZM186 102H185V101ZM189 100V101H188ZM194 100V101H193ZM102 103H101V102ZM123 101V102H122ZM152 101V102H151ZM168 101V102H167ZM171 101H174V102H171ZM180 101V102H179ZM196 101H197V103H196ZM75 102H77V104L75 103ZM128 102H130L129 104H128ZM142 102V103H141ZM179 102V103H178ZM193 102V107L192 108H190L189 106V104L190 103H192ZM70 103V104H69ZM112 103V104H111ZM115 103V104H114ZM119 103V104H118ZM148 104V105H146V104ZM166 103H167V105H166ZM186 103V104H185ZM73 104H75V107L73 108ZM114 104V105H113ZM124 105L123 107H121L122 105ZM132 104V105H131ZM162 104V105H161ZM166 106H165V105ZM173 104H174V106H173ZM177 104V105H176ZM188 104V105H187ZM194 104H195V106H194ZM72 105V106H71ZM117 106V108H116V106ZM170 105H172L173 107L171 108V106ZM188 107H187V106ZM192 105V104H191ZM199 105V106H198ZM77 106V107H76ZM111 106H113V108L111 107ZM121 107V108H118V107ZM128 106V107H127ZM135 108H134V107ZM146 106V107H145ZM198 106V107H197ZM88 107V108H87ZM92 107V108H91ZM138 107V108H137ZM148 107V108H147ZM178 109H177V108ZM182 107H184V109L182 108ZM185 107H187L188 109L190 108V109H193L194 111L192 112H190V110H188L187 108H186V110H187V112L190 114V118H191V116L193 117V118H191V121H192V125H188V124H186V122H187V119H188V113L187 112H185L186 110H185ZM202 109V110H200V108ZM70 108V109H69ZM97 108V109H96ZM116 108V109H115ZM137 108V109H136ZM147 108V109H146ZM167 108V109H166ZM170 108V109H169ZM176 108V109H175ZM182 108V112H183V114L181 115L180 113L178 114V110L179 109H181ZM196 108L198 109L197 111H196ZM96 110V113H94L95 112V110ZM115 109V110H114ZM118 109V110H117ZM133 110L132 112H130L131 110ZM136 109V110H135ZM174 109V110H173ZM76 110H77V112H76ZM79 110H81V111H79ZM94 110V111H93ZM97 110H98V112H97ZM120 110V111H119ZM139 110H140V113H144L142 116H140V113H139ZM161 110V111H160ZM183 110H185V111H183ZM105 111V112H104ZM112 111H114L113 113H112ZM135 111H137V112H135ZM150 111V112H149ZM153 111V112H152ZM174 111H177V112H174ZM181 111H179V112H181ZM199 111V112H198ZM111 112V113H110ZM131 113V115H130V113ZM134 112L135 113H138V114H134ZM185 112V113H184ZM197 113V114H195V113ZM175 113H177V115L175 114ZM192 113V114H191ZM204 113V114H203ZM127 114V115H126ZM156 114H158V115H156ZM160 114V115H159ZM202 114V115H201ZM70 115V116H69ZM87 115V116H86ZM110 115V116H109ZM114 115H116V116H114ZM121 115V116H120ZM148 115V116H147ZM174 115H176V116H174ZM180 115V116H179ZM185 115V116H184ZM200 115L202 116L201 118H200ZM108 116H109V118H108ZM114 116V117H113ZM127 116H128V118H127ZM129 116H131L130 118H129ZM139 116H140V118H139ZM146 116V117H145ZM154 116H157L156 118L154 117ZM169 116H170V118H169ZM188 116V117H187ZM88 117V118H87ZM113 117V118H112ZM152 117V118H151ZM184 117V118H183ZM82 118V119H81ZM131 118H133V121H131L132 119ZM137 118V119H136ZM181 118V119H180ZM185 118H186V121H185ZM196 118V119H195ZM199 120H198V119ZM205 118V119H204ZM88 119V120H87ZM113 119V120H112ZM115 119H116V121H115ZM117 119H119V121L117 120ZM134 119H136V120H134ZM151 119H153V123H152V120ZM157 119V120H156ZM164 119V120H163ZM172 119V120H171ZM183 119H184V121H185V123L183 122ZM122 120H123V122H122ZM129 120V121H128ZM150 120H151V123H150ZM154 120H155V123H154ZM159 120H161L160 122H159ZM180 120V121H179ZM189 120V119H188ZM195 120V121H194ZM196 120H198V122H196ZM205 120V121H204ZM73 121V122H72ZM82 121H84V122H82ZM86 121V122H85ZM170 121H171V123H170ZM202 121V122H201ZM204 121V122H203ZM206 121L208 122V123H206ZM130 122H131V124H130ZM179 122H180V124H179ZM88 123V124H87ZM92 123V124H91ZM93 123H95V125L93 124ZM117 123V124H116ZM122 123V124H121ZM145 123V124H144ZM158 123V124H157ZM188 123L189 124H191L189 121H188ZM197 123V124H196ZM202 123V124H201ZM87 124V125H86ZM130 124V125H129ZM134 124V125H133ZM162 126H161V125ZM194 124V125H193ZM196 124V125H195ZM205 124V125H204ZM74 125V124H73ZM85 125V126H84ZM88 125H91V126H88ZM123 125V126H122ZM127 125V126H126ZM158 125V127H156ZM166 125V126H165ZM185 125H187L188 126V128H186V129H183V128H185ZM200 125V126H199ZM205 126V128L204 127H201V126ZM208 125H210L211 126V128L213 129L212 131L213 132H211V130L209 129L210 128V126H208ZM214 125V128L212 127ZM88 126V127H87ZM96 126V127H95ZM118 126V127H117ZM120 126H122V127H120ZM134 126V127H133ZM110 129H108V128ZM156 127V128H155ZM165 127V130L163 129ZM174 127V128H173ZM93 128V129H92ZM124 128H126V129H124ZM151 128H155V129H151ZM161 128V129H160ZM172 128V129H171ZM197 128V129H196ZM207 128V129H206ZM102 129V130H101ZM121 129V130H120ZM144 129V130H143ZM157 129V130H156ZM163 129V130H162ZM166 129H167V131H166ZM170 131H169V130ZM174 129V130H173ZM178 129V130H177ZM87 130V131H86ZM127 130V131H126ZM133 130V131H132ZM160 132H159V131ZM162 130V131H161ZM172 130V131H171ZM175 130H177V131H175ZM184 130V131H183ZM201 130V131H200ZM206 130V131H205ZM210 132H209V131ZM85 131V132H84ZM101 131V132H100ZM106 131V132H105ZM111 131H115V132H112L111 133ZM120 131V132H119ZM157 131V132H156ZM167 132V135L165 136V135H162V132ZM171 133H169V132ZM190 131V132H189ZM195 131V132H194ZM88 132H89V134L90 135H88ZM91 132H93V133H91ZM97 132V133H96ZM110 134H109V133ZM118 132V133H117ZM140 132V133H139ZM152 132V133H151ZM183 132V133H182ZM205 132V133H204ZM209 132V133H208ZM215 132V133H214ZM218 132H220V134L218 133ZM94 133H95V135L96 136H98L97 138L99 139H96V136L94 135ZM113 133H115V134H113ZM141 133H142V135H141ZM157 133V134H156ZM202 133H204V135L202 134ZM221 133H223V134H221ZM225 133V134H224ZM91 134H93V136L91 135ZM104 136H103V135ZM106 134V135H105ZM119 134V135H118ZM126 134H127V136H126ZM130 134V135H129ZM154 134V135H153ZM190 134V135H189ZM200 134V135H199ZM220 136H219V135ZM100 135V136H99ZM102 135V136H101ZM124 135V136H123ZM129 135V136H128ZM170 135V136H169ZM194 135V136H193ZM204 136V137H201V136ZM209 135H210V137H212L211 139H213V141H210L209 143H208V141H207V139L205 138V137H207V138H210L209 137ZM216 135V136H215ZM92 136V137H91ZM132 138H131V137ZM133 136L135 137V138H133ZM175 136V137H174ZM188 136V137H187ZM198 136H200L199 138H198ZM215 136V137H214ZM89 137V138H88ZM94 137H95V139H94ZM114 138V139H110V138ZM117 137H118V139H117ZM158 137H159V139L160 140H158ZM160 137H163L162 139L160 138ZM194 137V138H193ZM220 137H222V138H220ZM125 138V139H124ZM129 138V139H128ZM152 138H154L153 140H152ZM169 138V139H168ZM216 138V139H215ZM106 139V141H104ZM116 139H117V141H116ZM121 139V140H120ZM124 139V140H123ZM133 139V140H132ZM167 139V140H166ZM186 139H187V141H186ZM191 139V140H190ZM198 141H197V140ZM220 139V140H219ZM222 139V140H221ZM95 140V141H94ZM104 141V142H102V141ZM111 140V141H110ZM154 140H155V142H154ZM172 140H173V142H172ZM217 140V141H216ZM92 141H94V142H92ZM110 141V142H109ZM149 141V142H148ZM151 141V142H150ZM153 141V142H152ZM166 141H167V143H166ZM186 142V144H185V142ZM96 142V143H95ZM113 142H114V144H113ZM121 142V143H120ZM125 142V143H124ZM168 142H169V144H168ZM178 142V143H177ZM182 142H183V144H182ZM191 142H193V143H195V145L193 144V143H191ZM196 142H200V143H196ZM203 142V143H202ZM219 142V143H218ZM94 143V144H93ZM101 143V144H100ZM106 143V144H105ZM108 143V144H107ZM110 143V144H109ZM144 143V144H143ZM155 143V144H154ZM174 143V144H173ZM218 143V144H217ZM91 144V145H90ZM100 144V145H99ZM137 146H136V145ZM143 144V145H142ZM146 144H148V146L146 145ZM150 144H151V146H150ZM160 146H159V145ZM173 144V145H172ZM182 146H181V145ZM189 144H191V145H189ZM201 144V145H200ZM203 144H206L205 146H203ZM213 144V145H212ZM92 145H93V147H92ZM99 145V147L101 148L102 146L103 147H108V148H102L101 150L102 151H104V152H102L101 150L99 151V148L97 149V146ZM141 145V146H140ZM153 145V146H152ZM171 145V146H170ZM186 145H187V147H186ZM200 145V147L199 148H197L198 146ZM218 145V146H217ZM220 145V146H219ZM223 145V146H222ZM94 146H96V147H94ZM128 146V147H127ZM177 146L178 147H180V148H177ZM113 147H114V149L116 150H114L113 149ZM116 147V148H115ZM126 147H127V149H126ZM134 147V148H133ZM147 149H146V148ZM173 147H176V148H173ZM182 147V148H181ZM188 147H190L189 149H188ZM194 147H196V148H194ZM214 147V148H213ZM74 148H76L75 147V145H74ZM73 148V152H75L76 151V149H74ZM122 148V149H121ZM129 148V149H128ZM143 148V149H142ZM150 148V149H149ZM151 148H154L153 150L151 149ZM155 148H156V150H155ZM186 148L188 149V150H186ZM194 148V149H193ZM207 148V149H206ZM96 149V150H95ZM133 149V150H132ZM140 149V151H138ZM168 149H170L169 151H165V150H168ZM198 149V150H197ZM201 149V150H200ZM209 149V151H208V153H207V150ZM107 150V151H106ZM128 150V151H127ZM135 150H137V151H135ZM145 150V151H144ZM149 150H151V151H149ZM176 150V151H175ZM179 150H182V151H178ZM197 152H196V151ZM98 151V152H97ZM113 151V152H112ZM126 151V152H125ZM159 151V152H158ZM96 152H97V154H99V155H97L96 154ZM107 152H109V153H107ZM116 152V153H115ZM124 152V153H123ZM139 152V153H138ZM143 154H142V153ZM150 152V153H149ZM157 152V153H156ZM199 152V153H198ZM212 154H211V153ZM215 152V153H214ZM217 152L219 153V154H217ZM93 153H95V154H93ZM101 153V154H100ZM104 155H103V154ZM141 153V154H140ZM151 153H152V155H151ZM153 153H154V155H153ZM173 153V154H172ZM175 153H178V154H175ZM187 153V154H186ZM201 153H202V155H201ZM214 153V154H213ZM134 154V155H133ZM137 154H139V155H137ZM183 154V155H182ZM186 154V155H185ZM192 154H193V156H192ZM194 154L196 155H198V156H194ZM207 154L210 156H208L210 159V161H211V159H213L212 161H211V163H210V161L208 160V158H207ZM86 155V154H85ZM96 155V156H95ZM106 155V156H105ZM113 155V156H112ZM172 155H174V156H172ZM177 155H179V156H177ZM191 155V156H190ZM201 155V156H200ZM216 155H218V156H216ZM98 156L100 157V158H98ZM115 156V157H114ZM148 156H149V158H148ZM177 156V157H176ZM182 156H185V157H183L182 158ZM205 156V157H204ZM214 156H216V158H214ZM93 157V158H92ZM97 157V158H96ZM144 157V158H143ZM188 157H190V158H192L191 160H190V158H188ZM202 157H204V159L202 158ZM212 157V158H211ZM218 157V158H217ZM103 158V159H102ZM109 158V159H108ZM133 158V159H132ZM140 158V159H139ZM157 158V159H156ZM189 159L190 161L188 162V160L186 161V159ZM202 158V159H201ZM206 158V159H205ZM221 158V157H220ZM94 159H95V161H96V163L94 162ZM132 159V160H131ZM144 159H146V160H144ZM148 159V160H147ZM177 159H179V160H177ZM180 159H183V160H180ZM198 159V160H197ZM199 159L201 160V162H197V161H199ZM251 159H252V161H251ZM100 160H102V161H100ZM114 160V161H113ZM154 160V161H153ZM156 160V161H155ZM186 162H188V163H186L185 164V161ZM204 160H207L208 162H209V164H206V163H208L207 161H205V164H206V166H204L203 167V165H204ZM108 162L107 164L106 163H104V162ZM111 161V162H110ZM132 161V162H131ZM153 161V162H152ZM184 162V163H182V162ZM193 161V162H192ZM219 161V160H218ZM98 162V163H97ZM104 164V167H103V165H102V163ZM155 162V163H154ZM249 163H248V165H251L250 166V168L248 169V171H250L251 169L253 170H251L250 172H249V174L251 173V175L248 177L247 176V178H246V181L245 182H247L248 180L250 181H248L249 183H247V184H249V185H251L252 184V186L251 187H253V186H255L254 188H258V186H260L261 185V183H262V185L260 186L261 188H258L259 190H261V189H263L264 188V181H263V177H262V175L264 174V170H263V168H264V166H263V168H262V166H259L257 163H256V161L254 160V158H253V156L251 155V158L249 159V161H248ZM191 165H190V164ZM201 163V164H200ZM98 164H100V165H98ZM106 164V165H105ZM128 164H130V166L128 165ZM152 164V165H151ZM155 166H154V165ZM181 164H183V166L181 165ZM187 164H188V166H187ZM200 164V165H199ZM226 164H228V163H226ZM226 164H224L223 166L221 165V168L219 169V170H221L220 171V174L223 176V175H226L227 173H228V171H229V167H228V165H226ZM252 164H254V165H252ZM256 164V165H255ZM87 165V166H88ZM108 165V166H107ZM132 165L134 166V167H132ZM146 165V166H145ZM149 165V166H148ZM151 165V166H150ZM187 167H186V166ZM196 165H197V168L195 169V167H196ZM198 165H199V168H198ZM247 165V166H248ZM124 166H126V167H124ZM127 166H128V168H127ZM141 166V167H140ZM144 166V167H143ZM158 166V167H157ZM180 166L181 167H183V168H181V171H180ZM256 166H257V169H256ZM259 166V167H258ZM91 167V168H90ZM139 167V168H138ZM147 167H148V169H147ZM150 167V168H149ZM201 167H203V168H201ZM211 167V166H210ZM226 167H228V168H226ZM252 167H254V169L252 168ZM93 168V169H92ZM104 168H106L105 170H104ZM146 168V170H144ZM156 168H158V169H156ZM98 169V170H97ZM129 169H131V170H129ZM152 169V170H151ZM156 170V172H154L155 170ZM185 169V170H184ZM197 169H198V171H197ZM260 169V170H259ZM90 170V171H91ZM112 170V171H111ZM123 170H124V172H126V176H124L123 178H121L122 176H123V174L121 175V173H123ZM126 170V171H125ZM137 170H138V173H136L137 172ZM184 170V171H183ZM188 170V171H187ZM225 170V171H224ZM256 171V173H255V171ZM91 171V172H92ZM110 171V172H109ZM131 173H130V172ZM143 172V174H142V172ZM195 171V172H194ZM260 171V172H259ZM113 172V173H112ZM145 172H150L149 174L148 173H145ZM192 172H193V175L194 176H192V177H189V176H191L190 174H192ZM205 172V173H204ZM225 172V173H224ZM105 173V174H104ZM107 173H109V176L110 177H112V178H110L109 176H108V174ZM129 173V174H128ZM135 173H136V175H135ZM142 175H141V174ZM179 173V174H178ZM199 174V177H198V174ZM201 173H204V174H201ZM255 173V174H254ZM260 173V174H259ZM114 174V175H113ZM119 174V175H118ZM125 174V173H124ZM147 174V175H146ZM173 174H175V175H173ZM176 174H177V176H176ZM252 174H254L253 175V177H251L252 176ZM256 174H258V175H256ZM105 175V176H104ZM130 175V176H129ZM139 175H141V176H139ZM172 175H173V177H172ZM182 175V176H181ZM186 176V177H184V178H181V177H183V176ZM201 175V176H200ZM204 175V176H203ZM256 175V176H255ZM107 176V177H106ZM115 176H118L117 178L115 177ZM121 176V177H120ZM127 176H128V178H127ZM143 176V177H142ZM148 176H150V177H148ZM202 176H203V178H202ZM103 177H105V178H103ZM115 177V180L113 179ZM126 177V178H125ZM132 177H134V178H132ZM138 177H140L139 179H137ZM142 177V178H141ZM145 177V178H144ZM174 177H175V179H174ZM188 177L190 178V179H188ZM199 179H198V178ZM201 177V178H200ZM261 177V178H260ZM119 178H121L122 180H120ZM148 178V179H147ZM195 178V179H194ZM106 181H105V180ZM111 179H113V180H111ZM120 180V181H118V180ZM127 180L128 182L127 183H125V181L124 180ZM131 179V180H130ZM141 179V180H140ZM153 179V178H152ZM186 179V180H185ZM187 179L188 180H190V182H188L187 181ZM196 179H198V180H196ZM252 179V180H251ZM118 182H117V181ZM130 180V181H129ZM137 180V181H136ZM146 180V181H145ZM192 180V181H191ZM202 180V181H201ZM103 181V182H102ZM104 181H105V183H104ZM113 181V182H112ZM134 181V183H136L135 184V186H137L136 188H134V187H132V186H134V183H132ZM205 181H206V183H205ZM139 182V183H138ZM142 182H144V187L142 186ZM180 182V183H179ZM195 182V183H194ZM203 184H202V183ZM123 183H125L126 185L128 184L129 185V187H127V186H125V185H123ZM130 183H132L133 185L132 186H130L131 184ZM147 183L149 184V185H147ZM189 183V184H188ZM257 183V184H256ZM137 184H139V185H137ZM177 184H182L181 186L182 187H180V189H179V186L180 185H177ZM185 184V185H184ZM188 184V185H187ZM194 185V186H192V185ZM120 185V186H119ZM122 185V186H121ZM107 186H108V184H107ZM148 186V187H147ZM191 186V187H190ZM121 187V189H119ZM124 187V188H123ZM186 187V188H185ZM194 187V188H193ZM130 188H131V190H130ZM143 189V191H140L141 193L139 194L138 192H139V190L140 189ZM185 188V189H184ZM136 189V190H135ZM141 189V190H142ZM145 189L147 190V191H145ZM195 189V190H194ZM123 190H125V191H123ZM127 191H129V192H127ZM134 191V192H133ZM149 191V192H148ZM166 193H165V195H167L168 196V194H169V192H168V190L166 189ZM195 193H194V192ZM197 191V192H196ZM130 192H131V194H130ZM133 192V193H132ZM138 193V195H139V197H138V195H137V193ZM143 192V193H142ZM147 193V194H146ZM187 193H189V194H187ZM191 193V194H190ZM194 193V194H193ZM196 193H197V195H196ZM119 194V195H118ZM141 194H143V195H141ZM182 194V195H181ZM200 194V195H199ZM126 195V196H125ZM136 195V196H135ZM143 196V197H141V196ZM164 195V196H165ZM218 195V196H217ZM129 196H131V198L129 197ZM149 196V197H148ZM193 196V197H192ZM133 197H136V198H138V199H140V197H141V199L138 201V199H136V198H133ZM166 197V196H165ZM219 198V199H217V198ZM122 198V199H121ZM127 198V199H126ZM129 198V199H128ZM146 198V199H145ZM149 198V199H148ZM210 198V199H209ZM133 199V200H132ZM144 199V200H143ZM148 199V200H147ZM131 201V203H129L130 201ZM135 200V201H134ZM136 200H137V202H136ZM143 200V201H142ZM155 200V201H154ZM215 200H217L218 201V203H215ZM140 201H141V203H140ZM148 201H151V202H148ZM196 201V200H195ZM143 202V203H142ZM146 202V203H145ZM156 202V203H155ZM191 202H194L193 200L191 201ZM126 203V204H125ZM137 203V204H136ZM150 203H151V206H150ZM130 204V205H129ZM147 204V205H146ZM153 204V205H152ZM158 204V205H157ZM210 204V205H209ZM214 204V205H213ZM132 205V206H131ZM135 205V206H134ZM137 205H138V207H137ZM126 206V207H127ZM154 206H157L156 208L154 207ZM216 208V210H214V207ZM219 206V207H218ZM126 207H125V209H126ZM130 207H133V208H130ZM138 209V208H141V209H138V210H136V208ZM149 207V208H148ZM152 207H154V210L152 211ZM210 207V208H209ZM128 208V207H127ZM219 208V209H218ZM131 209H133V210H131ZM143 209H145V210H143ZM146 209H149V210H146ZM165 209V210H164ZM218 209V210H217ZM136 210V211H135ZM156 210H158V211H156ZM172 210V211H171ZM220 210V212H222V213H220V212H218ZM130 211V212H129ZM132 211H135V212H132ZM143 211H146V212H144L143 213ZM148 211L150 212H154L155 214H152L151 212V214L150 213H148ZM176 213H175V212ZM206 211V212H205ZM215 211V212H214ZM139 212V213H138ZM167 214H166V213ZM170 212V213H169ZM171 212H173L174 214V216L173 215H171L172 213ZM184 212V213H183ZM200 212V213H199ZM204 213V214H202L205 218H203L202 217V215H201V213ZM148 213V214H147ZM218 213V214H217ZM138 214H139V216H138ZM141 214V215H140ZM143 214V215H142ZM147 214V215H146ZM162 214H163V216H162ZM169 214V215H168ZM175 214H177V215H179L178 216V218H177V215H175ZM182 214V215H181ZM207 214V215H206ZM213 214V215H212ZM218 216H217V215ZM221 216H220V215ZM150 215V216H149ZM156 215V216H155ZM164 215H166V216H164ZM185 215V216H184ZM194 215H195V217H194ZM143 216L145 217V216H147V217H145V219H143ZM170 216V217H169ZM176 216V217H175ZM184 216L185 218H182V217ZM199 216H200V219H198L199 218ZM206 216H208V217H206ZM210 216H212L211 218H212V222H211V220H209V218H210ZM142 217V218H141ZM154 217V219L152 220V218ZM163 217H164V219H163ZM194 217V218H193ZM134 218V219H133ZM160 218V219H159ZM169 218H171V219H169ZM175 218H177L178 219V222H177V224H175V226H177L176 228H178V229H176V228H173L172 230H174L175 232H179L180 231V229H181V233H182V230L183 231H185L186 229H187V232L188 231H192L191 233L189 232V233H187L190 237H191V235L193 236V234H194V237H195V239L197 238V236L196 235H198V238L196 239V241H197V243L199 244V245H196L197 243H195V246L193 245V251L194 252H192V254H190V253H186L185 252V250H184V248H183V250H180V249H182L180 246L181 245H177V246H174V245H176L175 244V242H173L172 240H170L172 237V235L170 234V233H168V231L166 230V223L167 222H169V223H167V225H172V222H175ZM187 218H190V219H187ZM198 220H197V219ZM217 218H219V219H217ZM131 219V220H130ZM143 219V220H142ZM157 219V221H155ZM180 219H182V222H181V220ZM185 219V220H184ZM206 219V220H205ZM138 222H137V221ZM162 220H163V224H162ZM170 220V221H169ZM171 220H173V221H171ZM190 222H189V221ZM192 220H194V221H192ZM201 220H204V221H206V222H204L203 221V223L201 222ZM209 220V221H208ZM213 220H217L216 222L215 221H213ZM135 221V222H134ZM161 221V222H160ZM167 221V222H166ZM187 221V222H186ZM134 222V223H133ZM150 222V223H149ZM166 222V223H165ZM171 222V223H170ZM181 223V225H180V223ZM194 222V223H193ZM197 222H199L198 223V225H196L197 224ZM202 224H201V223ZM209 222L211 223V225L209 224ZM214 222V223H213ZM152 223V224H151ZM185 223V224H184ZM216 223V224H215ZM144 224H146V225H144ZM157 224H159V225H157ZM189 224H191V225H189ZM204 224V225H203ZM208 224V225H207ZM141 225V226H140ZM148 225V226H147ZM150 225H152V226H150ZM189 225V226H188ZM195 225V226H194ZM201 225H203L202 227H203V230L202 229H199V227L201 226ZM219 225V224H218ZM136 226H138V228L136 227ZM141 228H140V227ZM143 226V227H142ZM149 227V228H145V227ZM186 228H184V227ZM188 226V227H187ZM194 228H193V227ZM215 226V227H214ZM153 227H154V229H153ZM191 227V228H190ZM198 227V231H197V229H195V228H197ZM201 227V228H202ZM133 228L135 229V230H133ZM157 228H160V229H158L157 230ZM188 228H189V230H188ZM219 229V230H218ZM147 230V231H146ZM179 230V231H178ZM194 230H196L197 231V233L194 231ZM201 231V232H200ZM135 232V233H134ZM145 232V233H144ZM166 232V233H165ZM183 233H185L186 234V231L185 232H183ZM202 233V234H201ZM118 234V233H117ZM133 234H138L137 236L136 235H133ZM143 234V235H142ZM156 234H157V236H156ZM165 234V235H164ZM191 234V235H190ZM199 234L200 235H202V236H200L199 237ZM132 235V236H131ZM169 235V236H168ZM135 236V237H134ZM132 237V238H131ZM165 237L167 238L166 240H165ZM136 238H138V239H140L139 241L138 240H136ZM153 238V239H152ZM162 238V240H160ZM135 239V240H134ZM188 239H190V238H188ZM203 239V240H202ZM132 240V241H131ZM165 240V241H164ZM141 241H142V243H141ZM169 241H170V243H169ZM172 241V242H171ZM190 240H188V242H189ZM199 241L201 242V243H199ZM206 241V242H205ZM132 242H133V244H132ZM145 242V243H144ZM165 242H167V244L165 243ZM204 242H205V244H204ZM131 244V246H130V244ZM171 243H172V246H171ZM174 243V244H173ZM203 243V244H202ZM149 244H151V245H149ZM159 244V245H158ZM133 245H135V247L133 246ZM203 246L204 247V249H202L203 247H201L200 248V246ZM150 247V248H147V247ZM171 246V248H172V250L171 249H169V247ZM132 247V248H131ZM146 247V248H145ZM178 247L180 248V249H178ZM195 247V248H194ZM131 248V249H130ZM135 248V249H134ZM141 248V249H140ZM177 248V249H176ZM195 249V250H194ZM197 249H199L198 251H197ZM202 249V250H201ZM222 251H221V250ZM131 250H133L132 252H131ZM152 250L154 251V252H152ZM170 250V251H169ZM175 250V251H174ZM180 250V251H179ZM217 250V251H216ZM219 250V251H218ZM130 251V252H129ZM135 251V252H134ZM142 252V254L140 255V253ZM143 251H144V253H143ZM148 251V252H147ZM150 251V252H149ZM199 251H200V253H199ZM202 251V252H201ZM137 252H139L138 254H137ZM168 252L170 253L169 255H168ZM178 252V253H177ZM185 252V253H184ZM207 253V255H206V253ZM216 252H220L218 255L216 254ZM136 253V254H135ZM153 253H156V254H153ZM160 253V254H159ZM177 253V254H176ZM182 253V254H181ZM198 253V254H197ZM203 254L202 256L204 257V255L207 257H204V260H200V259H202L201 258V256H200V254ZM205 253V254H204ZM136 256H135V255ZM152 256H151V255ZM184 254H186V255H184ZM196 254V255H195ZM214 254V255H213ZM216 254V255H215ZM134 255V256H133ZM138 255H140V257L138 256ZM143 255H145L146 257H149L148 259L145 257V256H143ZM148 255V256H147ZM157 255H160L159 256V258H158V256ZM170 255H174V256H170ZM177 255L179 256L178 258H177ZM182 255V256H181ZM188 255H190V256H188ZM193 255V256H192ZM213 255V256H212ZM224 255V256H223ZM102 256V255H101ZM101 256H100V258L99 259H102L101 258ZM157 256V257H156ZM176 256V257H175ZM196 256V257H195ZM198 256V257H197ZM200 256V257H199ZM226 256V257H225ZM104 258L102 259V260H105L106 259V256H103ZM136 257V258H135ZM153 257V258H152ZM191 257H193V258H191ZM141 258H144V259H142V261H141ZM171 258H173V259H171ZM183 258V259H182ZM191 258V259H190ZM209 258V259H208ZM213 258V259H212ZM126 259V258H125ZM150 259V260H149ZM169 259V260H168ZM146 262H145V261ZM151 260H153V261H151ZM159 260V261H158ZM173 261V263H172V261ZM177 260V261H176ZM187 260V261H186ZM195 260V261H194ZM198 260V261H197ZM52 261H55V259H53V258H51V260H49V264H55V262H52ZM149 261V262H148ZM174 261L176 262V263H174ZM183 261V262H182ZM184 261H186V262H184ZM129 262V261H128ZM145 262V263H144ZM179 262V263H178ZM221 262V263H220ZM189 263H190V261H189Z\"/></svg>",
	"mask_w": 264,
	"mask_h": 264
}]
</instances>
